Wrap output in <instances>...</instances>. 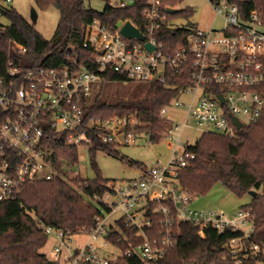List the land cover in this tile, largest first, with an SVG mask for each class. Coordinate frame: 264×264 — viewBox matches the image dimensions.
<instances>
[{
  "label": "built area",
  "instance_id": "built-area-1",
  "mask_svg": "<svg viewBox=\"0 0 264 264\" xmlns=\"http://www.w3.org/2000/svg\"><path fill=\"white\" fill-rule=\"evenodd\" d=\"M137 1L148 4L143 11L147 24L145 31L141 30L145 41L126 38L119 27L112 29L99 19L86 25L83 45L92 52L97 64L94 69L70 65L26 68L12 59L4 67L0 65V115L4 117L0 123V201L16 199L28 180L67 181L69 174L77 175L74 164L54 159L53 142L78 149L90 147L94 140L91 132L102 142L116 146L136 142L142 133L136 128V114L85 120L94 89L107 74L166 84L168 70L179 72L191 62V83L160 110V116L170 123L161 135L171 151L168 161L144 166L141 174L125 185L108 182V190L102 196L88 197L105 208L96 225L83 232L88 235L85 242L74 244L75 235L62 228L45 225L44 229L48 235L56 236L53 251L57 264H112L129 258L154 264L175 244V226L181 222L198 225L201 236H205L209 226L219 233L241 230L243 235L225 246L231 251L234 264H242L248 251L260 250L253 240L252 209L239 208L227 215L220 210L193 207L197 196L179 179V172L193 166L196 157L180 133L187 122H175L166 115L167 107H180L184 104L181 96L191 95L187 114L204 132L234 136L238 128L233 117L242 127L258 120L264 109V22L256 10L245 19L228 0H210L215 13L223 18V26L193 28L186 43L169 53L154 37L161 26H174L167 8H160L161 0H109L116 7ZM12 2L0 0V38ZM145 42L152 43L154 49L148 50ZM11 48L20 55L26 52V47L16 40ZM114 212H119V216L109 221ZM119 221L135 228L134 237L143 240L127 249L119 247L111 240L112 234L120 231ZM155 222H159V237L151 238L148 231ZM122 238L127 239L124 234ZM109 245L118 253L107 251Z\"/></svg>",
  "mask_w": 264,
  "mask_h": 264
},
{
  "label": "trees",
  "instance_id": "trees-1",
  "mask_svg": "<svg viewBox=\"0 0 264 264\" xmlns=\"http://www.w3.org/2000/svg\"><path fill=\"white\" fill-rule=\"evenodd\" d=\"M41 9L55 6L60 11V19L51 39L44 38L15 8L8 10L7 24L0 38V65L5 66L9 59L17 65L34 67H60L70 65L74 68H96L97 64L89 48L84 47L85 27L94 19H99L112 29L118 21L130 20L140 30L145 31L147 20L143 15L148 4L137 1L125 7H116L107 1L102 11L85 6L86 0H34ZM181 0H161L160 8H174ZM212 1V0H211ZM218 1V0H213ZM239 8L243 18L247 19L252 10H256L264 22V0H228ZM165 10V9H163ZM193 13L192 7H186L176 13L169 12L172 19L178 15L188 17ZM195 27L163 25L154 37L163 44V50L175 52L177 47L186 43L190 31ZM148 36V35H147ZM16 40L26 47L22 55L12 48ZM191 62H187L179 72L168 70L166 84L175 85L167 88L166 84L149 82L141 97L108 102L92 96L86 108L85 120L92 118H109L115 115L136 114L139 132L150 136L151 142L160 139V133L169 126V121L160 116V110L180 90L191 83L193 72ZM110 81L126 80L115 73H109L101 81V87ZM4 117L0 115V123ZM93 142L90 145V157L96 177L79 178L71 181L61 179L28 180L22 184L16 199L0 201V264H57L40 252L49 235L44 226L62 228L71 235L89 231L96 225L97 218L103 214L104 206L95 204L85 197L102 196L107 190L108 180L101 173L96 161L99 151L118 155L114 143H104L91 132ZM56 149L54 159H65L70 165L78 162V147L53 142ZM188 149L195 153L194 166L179 172L181 184L190 192L206 194L217 183H222L239 197L256 191L252 201L240 208H251L255 216L253 240L260 250L248 251L242 264H264V109L255 122L238 129L234 136L216 132H204ZM126 160V158H122ZM131 164H138L128 160ZM120 231L112 234L111 240L122 249L143 239L135 238V228L126 227L119 221ZM159 222L148 231L151 238L159 237ZM175 244L164 257L154 264H184L199 262L202 264H234V258L226 243L241 237V230L227 229L222 233L211 226L205 229V236L199 233V226L192 222H181L175 226ZM127 239H123L122 235ZM120 240V241H119ZM145 264L139 259L129 258L125 262L117 260L112 264Z\"/></svg>",
  "mask_w": 264,
  "mask_h": 264
},
{
  "label": "rangeland",
  "instance_id": "rangeland-1",
  "mask_svg": "<svg viewBox=\"0 0 264 264\" xmlns=\"http://www.w3.org/2000/svg\"><path fill=\"white\" fill-rule=\"evenodd\" d=\"M109 0H86L85 6L91 7L95 10L102 11ZM12 7L15 8L24 18L30 21L34 28L46 39H51L56 31L60 11L55 6H49L46 9H41L34 0H13ZM186 7H192L193 13L188 17L178 15L171 19L175 26L184 27H200L209 29L210 27H221L224 20L214 11L213 4L210 0H181L175 9L180 10ZM33 10L37 13V19H31ZM10 24V21H6ZM149 82L138 81H110L106 82L101 87V82L98 83L94 89L93 96L96 97L100 92V97L108 102L125 100L128 98H137L144 95ZM191 95H183L180 101L184 104L182 106L167 107V118L175 122H187L181 129L180 133L182 140L188 144H194L204 133L196 121L190 118L187 114L188 106L191 102ZM164 130V129H163ZM162 130V131H163ZM161 131V135H162ZM157 142H151L150 136L142 132L137 138L136 142L131 144L116 146L118 155L99 151L96 155L97 164L101 170L102 176L109 182H115L117 186L124 184L129 180L138 177L144 166H153L158 161L167 162L170 158L171 151L168 148L167 140L161 138ZM78 162L74 164V169L77 175L69 174L68 179L73 186H78L74 181L76 177L93 179L96 177V172L91 164L90 148L82 146L78 149ZM122 158H126L123 160ZM128 160L138 164H131ZM194 166V165H193ZM117 198L114 197L113 200ZM88 198L85 197V201ZM252 201L250 193L242 197L237 196L222 183L215 184L212 189L206 194H197L193 207L199 209H215L225 212L227 215L236 213L242 205H246ZM119 216V212L112 213L108 220L114 221ZM88 239L85 233L76 234L74 236V244L83 243ZM57 242L54 234L49 235L48 241L40 252L46 254L48 257L55 258L54 246ZM107 251H112L114 254L118 250L109 245ZM263 264V263H259Z\"/></svg>",
  "mask_w": 264,
  "mask_h": 264
},
{
  "label": "water",
  "instance_id": "water-1",
  "mask_svg": "<svg viewBox=\"0 0 264 264\" xmlns=\"http://www.w3.org/2000/svg\"><path fill=\"white\" fill-rule=\"evenodd\" d=\"M167 11L170 13H176V9L174 8H167ZM31 19L33 21H35L37 19V13L33 10L32 12V16ZM116 27L120 28V33L129 39H138L140 41H145L146 36L145 34L140 30V28H138L133 22H131L130 20H126L124 22H122L121 20L118 21L116 23ZM145 47L148 50H153L154 49V45L150 42H145ZM233 121L235 122L236 126L238 129L242 128V123L233 117ZM251 195L255 196L256 195V191L251 190L249 192Z\"/></svg>",
  "mask_w": 264,
  "mask_h": 264
},
{
  "label": "crops",
  "instance_id": "crops-1",
  "mask_svg": "<svg viewBox=\"0 0 264 264\" xmlns=\"http://www.w3.org/2000/svg\"><path fill=\"white\" fill-rule=\"evenodd\" d=\"M47 257H48V256H47ZM48 258L51 259V260H54V261L56 260V257H55V258L48 257Z\"/></svg>",
  "mask_w": 264,
  "mask_h": 264
}]
</instances>
